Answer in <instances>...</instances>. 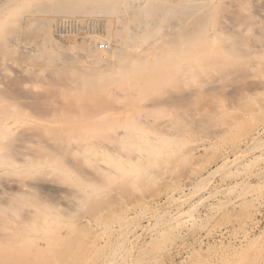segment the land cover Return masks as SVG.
<instances>
[{
	"label": "bare ground",
	"instance_id": "obj_1",
	"mask_svg": "<svg viewBox=\"0 0 264 264\" xmlns=\"http://www.w3.org/2000/svg\"><path fill=\"white\" fill-rule=\"evenodd\" d=\"M257 2L0 0V70L26 73L52 102L49 110L44 101L50 121L32 131L40 147L20 173L36 182L56 176L26 185L0 206V214L11 215H0V264H158L172 235L192 219L196 203L187 199L194 182L213 171L166 183L162 212L148 211L158 205L152 195L138 202L130 195L183 168L189 134L203 135V149L250 122L221 165H250L254 175L264 174L257 168L264 162V5ZM7 92H0V105L17 102L16 92H8L15 101ZM10 134L0 126L1 162L19 152L1 140ZM43 192L45 200H38ZM129 196L133 202L122 205ZM132 206L151 220L147 227L124 215ZM81 213L89 218L78 223ZM136 228L148 235L145 244ZM229 258L222 264L252 261Z\"/></svg>",
	"mask_w": 264,
	"mask_h": 264
},
{
	"label": "rangeland",
	"instance_id": "obj_2",
	"mask_svg": "<svg viewBox=\"0 0 264 264\" xmlns=\"http://www.w3.org/2000/svg\"><path fill=\"white\" fill-rule=\"evenodd\" d=\"M257 1L258 2L260 1L262 5H264V0H256V2ZM14 71L11 72L9 70H0V92L3 91L6 93L9 90L8 91L9 93L12 92L14 94V92H16L17 94V96H15L16 94L13 95L14 97L17 98L16 100L17 102L15 103L13 102L14 104H12V101H10L11 103L8 102L10 104L0 105V111L4 112L8 110L10 112L9 113L10 115H9L8 111H6L7 112L6 116L7 114L9 115L7 119L5 116V112L3 113L4 115L1 114L2 116H5L3 118L0 116L1 119L5 118V120H1L0 126L7 128L11 132V134L8 136H2L1 140L19 150L18 153L11 156L12 160H10L9 162H1L6 157L5 155H0V160H1L0 161V206L3 205L2 207H4V204L9 202L8 200L10 199L13 200L15 195L19 194L23 189L25 190L26 185H29V184L31 185L34 182H36L35 178H32V176L27 175V174H22L20 173V171L25 168L23 161L26 158V156L30 157L34 155L39 149L40 147L39 142L41 141V139L37 137L35 138L34 134L38 133L39 128L41 130V129H44L48 125L50 121L49 110L52 109V108L50 109V107L52 106L51 104L52 102L48 100L49 99L48 97L51 96L49 92L46 93L47 92L46 90L42 89L38 85L33 84L32 82L28 84L30 82V79L26 73H22V72L17 73L16 70ZM25 74L27 76H25ZM18 77L20 79L22 78L21 80H23V82ZM24 77H27V79H23ZM15 79L17 81L20 80L19 81L20 83L16 82ZM13 80H15L14 83H13ZM10 82L12 83V85ZM4 83H7L8 85ZM7 86L9 88L8 90H6ZM8 92L6 96L8 95L7 97H10V96L12 97V95H9ZM18 92H19V95H18ZM25 92L30 95L27 96L28 94H26ZM32 92H34L33 93L34 96L32 95ZM40 92H45V93L43 95V93H40ZM20 93H23L21 95L22 97H24V99L18 98L21 96ZM202 94H203V97L206 98V94L204 93ZM47 95L48 97H46ZM36 96L37 97L41 96V98H37V99L38 100L41 99L42 101L41 100L40 101L42 103L40 101L35 100V98H33ZM14 97H12V99ZM25 97L26 98L29 97V98L26 100ZM14 99L13 101H15ZM44 101L45 102L48 101L49 104L48 103L46 104H48L49 106L46 105ZM227 102H224V105L225 107L228 106L229 108L230 107L229 105L231 104H229L230 101H227ZM43 103H44L43 105L44 107L41 106V104ZM46 106H48L49 110L47 109ZM39 109L41 112L39 111ZM12 112H15V113L13 114ZM18 112H20L21 114H19ZM42 112L45 115L43 118H41L43 115ZM39 113L41 114L39 115ZM11 114L12 116L13 115L14 116L12 117ZM46 114L47 115L49 114V115L46 116ZM47 117L48 119H46ZM249 123L250 122L246 123V125H249L247 126V128H245L246 125L245 123H243L245 126L242 125V127L244 128H241V130H239L236 134H231L229 136H226L224 138L225 140L215 142L214 143L215 145L211 144L209 147H205L203 149H198V146L202 144V142H204V140L202 139L203 135L201 133L189 134L188 136H186L188 139L186 141L189 145V151L186 152V154L184 155L185 157L183 158L187 160L186 161L184 160L185 162L183 161V159L180 161L182 163L184 162L183 165L182 164L180 165L183 166L186 172L184 171L182 167L178 169L179 170L182 169L180 171H184V173L183 172L181 173L177 168L172 166L173 167L172 174L167 173L164 176H162L160 180H156L154 181V183H151L148 189L141 188V189H138L139 192L138 191L132 192V194L130 195L132 196L133 201L136 199L137 202L139 201L140 198L143 199L144 197L152 195L151 198L154 199V201H156L158 205L155 206V208L153 206L152 207L150 206L149 207L150 210L148 211L149 212L150 211L162 212L163 210L167 208L163 200L165 197V190L167 186L166 183H168V185L170 184L169 186H171V184L173 186V184L175 183L174 181L177 180V176L179 179V177L181 178L184 175L190 174L191 176L192 175L200 176L206 173L207 172L206 170H208L209 172L213 171L212 174H210V176L207 177V179L204 178V181L203 180L200 182L197 181V183L194 182L193 188L194 189L196 188L195 189L196 192L192 194V196L190 195V198L187 199L188 203L191 204V206L196 203L192 207L194 214L193 212L189 213L191 214L190 217L192 218L191 219L192 221L189 219V222L191 221L190 224L188 222L187 224L180 226L179 229H177V231L175 232L176 234L174 233L172 235V237H174L172 238V245L170 249L168 250V252L160 256L161 258H159L158 264H202V263L212 264L213 262H214L213 264H220V262L222 264L224 261V257L226 261H227V258L230 257L228 259V261L231 260L230 262H232L233 260L235 261V259L239 260L240 258H243V259L252 258V261L250 259L251 264H258V263L264 264V189H263L264 188V174L260 176L254 175L256 168L253 167L252 165H251L252 167H249L250 165L248 167L247 166L241 167L240 165H231V166L221 165L222 158L227 155L225 154L226 149H228L230 145L234 142V141L232 142V140L233 139L235 140V138L236 139L239 138L241 134L243 136L244 132L247 133L248 129L250 131V127L253 125H250L251 123L250 124ZM36 129L38 130L36 131ZM252 129H254V127L251 128V130ZM243 130L245 131L241 133L240 131H243ZM32 131L34 134L32 133ZM31 134H33V137L31 136ZM235 135L237 137H235ZM186 162L187 163L192 162L190 163L191 167L189 166V164H188L189 167L184 166L185 164L187 165ZM262 162L259 163L261 166L258 164L257 168L264 167V162L263 163ZM186 169H189L190 171L189 170L187 171ZM233 169H235L236 171H234ZM232 170L234 171L235 174L233 173ZM188 172H191L192 174ZM54 175L55 174H50L49 177L47 175L44 178H41V180L38 179L36 183H38L39 181L40 184H44V183L46 184L48 180L50 179L52 180L51 176H53L55 179L56 176ZM46 177H48L49 179ZM56 182H57L56 185L58 184L61 185L62 183L60 180H57V179H56ZM63 185L61 187L64 189ZM259 186L261 187V189ZM244 192L246 194L245 197H244L245 195ZM242 193L244 194L241 199L243 201H240V202L236 201L235 200V198H237L236 196L238 195L240 196ZM115 194L116 193H113L114 196ZM248 194L249 195L257 194L259 196V199L256 200V198L254 197L252 198V196L251 195L249 196ZM39 196L40 197L38 198V200H40L41 198L42 200H45L46 198V195L44 192ZM128 199L121 201L122 205L130 204L133 202L131 198L129 199L130 202ZM33 201H36V200H33ZM125 201H128V203ZM228 201L229 202L231 201L230 205ZM246 201L248 203H246ZM31 202L32 201H29V204H27L28 207L31 206ZM182 206H183L182 207L183 209H186V205H182ZM138 208L139 207L137 206H134V207L132 206L130 207V209L128 208L124 212V215L135 216L137 221L139 219L142 227H147L151 223V220H148V218H145L147 215L138 216L140 213V210H138ZM2 216H6L8 218L11 217L9 212L3 213ZM87 218H89L88 215L86 216V214L81 213L79 215V218H77L78 220L76 219V222L79 223L80 221L86 220ZM187 230L188 232H186ZM134 233L139 235L140 244H145L148 241V235L146 233H142L140 228H136L134 230ZM238 250H240L242 253ZM234 253L235 255H233Z\"/></svg>",
	"mask_w": 264,
	"mask_h": 264
}]
</instances>
